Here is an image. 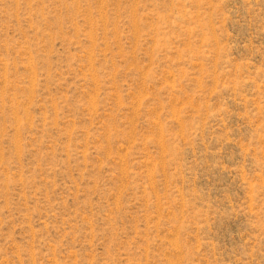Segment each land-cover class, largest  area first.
I'll return each instance as SVG.
<instances>
[{
  "label": "rangeland",
  "instance_id": "obj_1",
  "mask_svg": "<svg viewBox=\"0 0 264 264\" xmlns=\"http://www.w3.org/2000/svg\"><path fill=\"white\" fill-rule=\"evenodd\" d=\"M0 264H264V0H0Z\"/></svg>",
  "mask_w": 264,
  "mask_h": 264
}]
</instances>
